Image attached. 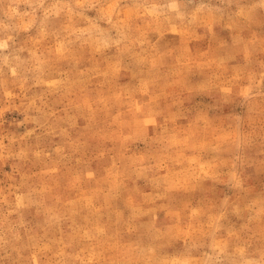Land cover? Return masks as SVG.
<instances>
[{"label": "rangeland", "instance_id": "1", "mask_svg": "<svg viewBox=\"0 0 264 264\" xmlns=\"http://www.w3.org/2000/svg\"><path fill=\"white\" fill-rule=\"evenodd\" d=\"M0 264H264V0H0Z\"/></svg>", "mask_w": 264, "mask_h": 264}]
</instances>
